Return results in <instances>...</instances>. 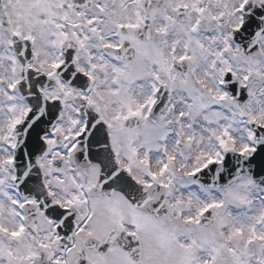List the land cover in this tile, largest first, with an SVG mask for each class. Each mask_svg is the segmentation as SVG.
Segmentation results:
<instances>
[{"label": "snow or ice", "instance_id": "1", "mask_svg": "<svg viewBox=\"0 0 264 264\" xmlns=\"http://www.w3.org/2000/svg\"><path fill=\"white\" fill-rule=\"evenodd\" d=\"M0 264H264V0H0Z\"/></svg>", "mask_w": 264, "mask_h": 264}]
</instances>
